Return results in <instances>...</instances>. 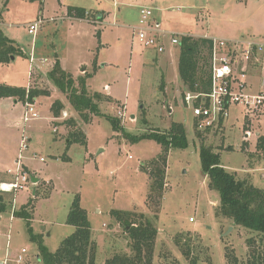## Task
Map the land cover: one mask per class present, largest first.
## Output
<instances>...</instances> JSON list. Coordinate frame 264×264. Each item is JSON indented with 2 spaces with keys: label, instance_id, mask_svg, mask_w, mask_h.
<instances>
[{
  "label": "rangeland",
  "instance_id": "rangeland-1",
  "mask_svg": "<svg viewBox=\"0 0 264 264\" xmlns=\"http://www.w3.org/2000/svg\"><path fill=\"white\" fill-rule=\"evenodd\" d=\"M70 6L85 8L86 18L68 16ZM143 7L154 9L163 27L180 36L264 40V0H0V32L18 46L10 62L0 64V84L39 87L51 94L35 97L39 116L28 122L22 120L23 100L15 107L0 101V180H15L7 170L15 168L22 134L29 138V147L21 152L23 169L39 178L33 182L31 177L27 187L13 192L9 212L0 218V264H18L19 254V264H42L27 219L11 218L10 212L28 210L35 233L56 251L75 229L66 219L77 194L98 245L96 264L131 248L112 209L144 213L158 226L153 264H194L192 259L195 264H227V248L240 261H247L253 247L264 258L257 232L217 215L220 194L209 186L200 149L202 142L210 146L238 178L264 187V150L257 146L264 136V113L247 115L241 106L233 107L216 132L197 131L185 103L179 47L158 54L134 39L132 27ZM63 12L67 18L45 19L36 38L30 34L31 21ZM57 63L76 75L86 68L89 90L103 96L101 115L87 110V122L78 114L49 77ZM84 71L74 77L76 84ZM56 100L64 104L58 116L51 109ZM108 114L118 118L121 129L103 116ZM173 122L185 124L189 144L169 149L164 194L151 201V161L163 152L162 145L131 135L163 133ZM74 128L85 134V143L69 144ZM250 237L257 243L249 245Z\"/></svg>",
  "mask_w": 264,
  "mask_h": 264
},
{
  "label": "trees",
  "instance_id": "trees-1",
  "mask_svg": "<svg viewBox=\"0 0 264 264\" xmlns=\"http://www.w3.org/2000/svg\"><path fill=\"white\" fill-rule=\"evenodd\" d=\"M70 16L85 19L87 10L83 7L70 6L68 8ZM1 15V11H0ZM101 17V14H100ZM213 39L199 36L195 38L191 35L181 34L179 47V75L183 80L187 91L201 93L207 92L211 88V49ZM18 52V46L14 40L6 37L0 32V64L10 62L12 56ZM202 62V63H201ZM90 73L80 76L78 84L76 78L65 71L59 63L51 70L49 77L53 79L61 92L67 94L70 103L75 110L87 122L90 116L88 110L97 115H101L99 102L101 95L88 89V79ZM39 95H49V92L33 87L25 89L23 87H12L0 84V97H13L23 100L24 103L33 102ZM64 104L56 100L52 104V111L55 116L60 115ZM107 116L113 124L114 129H121L118 118L112 115ZM73 118L70 119L72 121ZM76 128V127H75ZM74 128V129H75ZM201 133V132H200ZM69 144L73 141L86 142L85 134L79 129L72 131ZM152 138L162 145L163 152L154 158L151 163L153 168L150 171L152 181L150 183L149 198L161 197L165 191L166 169L169 149L172 147L184 148L188 146V134L184 123L173 122L169 129L162 132L149 131L142 135H131L133 140ZM259 148L264 150V136H259ZM201 165L203 171L209 177V186L219 191L220 203L218 204L217 215L231 219L233 223L249 228L260 235L259 241L264 242V187H258L246 178H238L236 173L229 171L220 162V154L215 152L210 146L201 144ZM15 199L13 192L0 189V214L7 212L9 204ZM160 201V200H159ZM24 206V205H23ZM111 213L115 219L125 228L129 236L130 251L115 252L112 257L105 260L104 264H153L155 251V241L158 235V226L144 213L135 210L112 209ZM15 217L27 219V225L32 240L37 242L39 256L42 264H96L97 247L92 238L93 231L89 214L86 208L81 206L80 196L75 195L70 206L66 223L75 227L74 231L65 237L59 244L56 251H51L44 243L43 235L35 233L31 226L32 214L24 209L13 212ZM140 217V218H138ZM182 242V240H179ZM249 245L256 244L254 238L247 239ZM185 254L189 255V251ZM227 264H264V258L256 247L250 250V257L247 261H240L233 248H227ZM195 264V259H192Z\"/></svg>",
  "mask_w": 264,
  "mask_h": 264
},
{
  "label": "built area",
  "instance_id": "built-area-1",
  "mask_svg": "<svg viewBox=\"0 0 264 264\" xmlns=\"http://www.w3.org/2000/svg\"><path fill=\"white\" fill-rule=\"evenodd\" d=\"M55 20V17H51ZM44 18L39 17L29 23V32L36 38ZM138 23L134 25L133 35L139 45L152 48L158 54L178 46L181 36L170 33L158 19L154 9L143 7L140 10ZM213 39V38H212ZM211 88L207 92L195 93L187 91L185 103L191 107L194 116V126L197 131L216 132L224 126L231 115L233 107L241 106L247 115L264 113V92H250L247 68L255 67L264 79V41H251L246 39H213L211 49ZM34 60V48L30 55L31 64ZM46 62V60H42ZM108 87V86H107ZM106 87V88H107ZM25 109L22 120L28 122L39 116L35 102H25ZM67 117V112H63ZM29 147V138L22 134L20 142V153L16 160L15 168H9V173L15 180H0V189L8 192H15L17 189L27 187L32 175L23 169L22 151ZM37 157V154H35ZM41 160L45 158L40 157ZM25 248L23 252H25ZM19 254L17 263L22 260Z\"/></svg>",
  "mask_w": 264,
  "mask_h": 264
},
{
  "label": "crops",
  "instance_id": "crops-1",
  "mask_svg": "<svg viewBox=\"0 0 264 264\" xmlns=\"http://www.w3.org/2000/svg\"><path fill=\"white\" fill-rule=\"evenodd\" d=\"M0 11H1V9H0ZM1 15H2V11H1ZM1 15H0V18H1ZM68 16H70V15H68ZM40 17H42V18H44V19H47V20H49L50 18H45L44 16H40ZM70 17H73V16H70ZM98 17H100V15L98 16ZM101 17H102V15H101ZM140 17V16H139ZM55 18H60L61 20H63V19H65V18H67V15L66 14H64V12L62 13V15L61 16H57V17H55ZM73 18H76V17H73ZM81 20V19H80ZM136 25V24H135ZM236 39H246V40H251V41H259V42H263L264 40H257V39H250V38H246V37H242V38H236ZM236 39H230V40H236ZM57 54V53H56ZM56 58H57V55H56ZM58 59V58H57ZM60 60V59H59ZM60 62H61V60H60ZM63 67V66H62ZM63 69H65V71H67L66 70V68L65 67H63ZM86 68H83L82 69V71H84ZM247 70V74H248V82H249V85H250V87H249V90H250V92H254V93H257V92H264V79H262V76H261V73L259 72V70L256 68L255 69V67H249V68H247L246 69ZM82 71H81V73H82ZM67 72H69V71H67ZM69 73H71L72 75H73V77H76L77 75H81V73H79V74H73L71 71L69 72ZM89 74V72H87V71H84V74ZM89 80V79H88ZM108 86V87H107ZM106 87H107V89L109 90L111 87L107 84L106 85ZM88 89H89V85H88ZM51 95V94H50ZM50 95H47V96H50ZM36 99V98H35ZM0 101H8V103H11V105H12V107H15V104L17 103H19V101L20 100H18V99H14L13 97H0ZM22 102V101H21ZM5 103V102H4ZM3 103V104H4ZM24 103V102H23ZM24 106H25V104H24ZM23 113V112H22ZM69 141V140H68ZM9 211H7V212H4V213H8ZM3 214V213H2ZM2 214H0V218H2ZM10 216H11V218L14 216V214L13 213H11L10 212ZM15 217V216H14ZM45 239V238H44ZM45 242V241H44Z\"/></svg>",
  "mask_w": 264,
  "mask_h": 264
},
{
  "label": "water",
  "instance_id": "water-1",
  "mask_svg": "<svg viewBox=\"0 0 264 264\" xmlns=\"http://www.w3.org/2000/svg\"><path fill=\"white\" fill-rule=\"evenodd\" d=\"M38 179H39V178H38L37 176L32 177V181H33V182L38 181Z\"/></svg>",
  "mask_w": 264,
  "mask_h": 264
}]
</instances>
